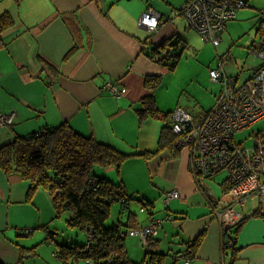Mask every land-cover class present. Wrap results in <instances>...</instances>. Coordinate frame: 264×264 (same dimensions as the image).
<instances>
[{"label": "crops", "instance_id": "crops-1", "mask_svg": "<svg viewBox=\"0 0 264 264\" xmlns=\"http://www.w3.org/2000/svg\"><path fill=\"white\" fill-rule=\"evenodd\" d=\"M128 1L0 0V14L8 11L14 20L13 27L3 35L5 45L0 49V113L14 115L10 127L0 128V146L12 142L16 135L66 122L84 136L110 144L125 154L156 149H149L151 145L145 138L149 129L145 130L144 126L153 118L162 122L157 147L162 127L170 123L168 115L173 105L161 113L155 105L156 90L152 95L145 80L169 72L150 61L142 51L174 36L190 49L197 34L179 16L177 7L181 0H136L135 4ZM243 1L245 6L237 12V17L225 24L221 45L225 41L231 45L239 43L237 40L245 34L241 27L251 14H254L251 25L255 33L264 23L260 14L264 0ZM147 9L160 16L154 32L138 26L140 15ZM263 41L264 35H260L259 41L249 46L257 49ZM190 50L195 57L193 49ZM224 54L219 56L223 64L220 58L217 64L226 69L230 62ZM244 67H248V77L242 81L254 72L244 61L235 65L242 72ZM202 71V78L206 77L204 67ZM235 73L228 74L240 80ZM108 81L124 87L126 94L116 98L103 92L101 88ZM187 82L191 83L192 78ZM210 82L214 89L204 90L209 108L203 103L202 111H197L202 118L210 112L219 93V84L211 79ZM145 97H153L156 114L143 113ZM151 158L146 161L140 156L128 157L117 167L104 170L106 178L120 182L128 195L142 198L148 204L140 212L144 215L140 222L141 217L129 210V202L127 219L119 222L123 229L143 227L150 218L163 221L147 251L137 238L125 237L129 260L174 264V255H188L189 243L199 237L191 264H264V216L257 212V199H254L257 206L248 203L245 207H227L230 198L225 180L215 179L207 187L206 180L214 177L193 174L190 155L185 149L176 150L175 154L162 151ZM145 180L150 185L141 188L138 183ZM18 184H22L18 174H6L0 168V264L71 263L72 260L64 263L58 258L59 250L52 253L55 259L48 258L47 253H36L47 242L39 236L33 242L31 192L20 186L17 191ZM170 191H175L178 198L164 203L163 197ZM155 204L163 207L162 217L155 215L159 210L153 212L154 208L159 209ZM128 221L129 228L124 226ZM26 259L34 261L27 263Z\"/></svg>", "mask_w": 264, "mask_h": 264}, {"label": "trees", "instance_id": "trees-1", "mask_svg": "<svg viewBox=\"0 0 264 264\" xmlns=\"http://www.w3.org/2000/svg\"><path fill=\"white\" fill-rule=\"evenodd\" d=\"M261 17L264 18L262 15ZM13 25L14 20L8 11L0 14V49L5 45L4 33ZM187 28L196 33L188 25ZM180 42V38L174 36L142 52L150 61L172 73L188 48ZM145 83L153 95L159 84V76H149ZM142 104L143 113H157L153 97H145ZM176 150L175 136L172 135L168 122L162 127L156 149L132 154L122 153L110 144L84 136L70 124L62 122L59 125H45L27 135H16L12 142L0 146V168L6 174L13 172L22 180L28 181L29 190L44 186L52 206L65 215L67 226L77 228L84 234L86 242L83 246L58 245V258L64 260V263L72 260L66 264H143L145 261L129 260L124 248L126 233L140 227L134 226L126 230L119 222L110 227L105 222L114 202H120L121 207L126 209L135 198L140 212L148 204L142 198L128 195L120 182L116 183L105 177L104 170L120 165L128 157L140 156L148 161L162 151L175 154ZM95 167L97 175L93 173ZM129 223L130 221L124 226L131 227ZM27 232L28 230L26 234ZM199 241L198 237L189 243L187 254L190 257L194 256ZM144 249L147 251L148 247ZM149 254L148 251L146 255Z\"/></svg>", "mask_w": 264, "mask_h": 264}, {"label": "built area", "instance_id": "built-area-1", "mask_svg": "<svg viewBox=\"0 0 264 264\" xmlns=\"http://www.w3.org/2000/svg\"><path fill=\"white\" fill-rule=\"evenodd\" d=\"M244 5L243 0H186L179 15L202 41L216 47L224 25L234 20ZM260 14L264 16V10ZM159 23V14L151 9L145 10L138 20V26L149 32L156 31ZM250 54L260 64L244 81L229 75L220 57L222 64L209 70V78L219 84L221 92L205 117L194 122L180 107L171 111L168 117L176 149L189 152L192 173L209 177L225 172L230 198L227 207L257 199V212L264 216V131L254 136L250 148L240 146L233 138L236 132L264 119V41L257 50H250ZM101 90L116 98L126 94V89L113 81L106 82ZM13 116L12 113L0 114V128L10 127ZM176 198L178 194L170 191L164 195L163 202ZM219 215L216 216L220 219ZM162 223V220L152 218L146 226L129 230L126 236L137 238L146 248ZM172 261L174 264H191L192 257L176 254Z\"/></svg>", "mask_w": 264, "mask_h": 264}, {"label": "rangeland", "instance_id": "rangeland-1", "mask_svg": "<svg viewBox=\"0 0 264 264\" xmlns=\"http://www.w3.org/2000/svg\"><path fill=\"white\" fill-rule=\"evenodd\" d=\"M184 1L185 0L180 1L177 9L181 8V6L184 4ZM128 3L135 4L136 0H130L128 1ZM253 17L254 14H251L249 18L244 21L241 27V32H244L245 34H242L239 40H237L236 38V40L239 41L238 44L234 43L231 45L230 42L225 41L222 45L220 44L218 47H213L211 44L204 43L202 39L197 35L192 38L190 49H193L195 57L190 49H186L181 55L176 69L172 73L159 76V84L158 88L155 91L154 100L156 107L161 109V113L165 112L167 109L166 107H169V105H173L172 111L180 106V108H183L191 116L194 122L201 119V113H198L197 111L199 109L202 111L201 105L203 103L205 104L206 109L209 108L207 105L210 104L206 100L208 98V95H204V90L210 91L214 89L213 87H215V85L210 82L207 72H209L210 69L216 68L219 56L224 53H227L224 55H227L226 60L230 62L229 66L225 69L226 72H237L240 76L241 81L242 79L248 77V67H244L242 72L239 68H235V65L241 64V62L244 61L245 66H249L250 70L252 71V68H256L260 64L259 60L254 55L249 54V50H257L258 48L252 49L249 45H254L253 42H258L260 39V35H264V23L259 27L260 30L255 33L254 27L251 25V18L252 21L255 20ZM237 19L239 20L240 18L238 17ZM202 67H204L207 74L206 77L203 78ZM195 75L198 76V79L195 78ZM190 78H192L191 83L194 82V84L192 85H190L191 83L187 82ZM200 79L203 82H198V80ZM220 92L221 91L219 88V93ZM161 124L162 122L160 120L153 118L144 126L145 130L149 129V132L145 137L147 139V142H149V145H151L149 146V149L156 148ZM263 131L264 119L250 125L244 130L236 132L233 138L235 142L240 146L250 148L253 146L254 136ZM96 170L97 167L93 169V173L97 175ZM212 176L214 178L206 180L207 187L213 184L215 179H218L221 182L226 179L225 172H218ZM28 185L29 182L23 179L22 184L17 185V191L19 190L20 186L21 188H24V191L28 190V192H31V198L33 200V203H30L33 209V213H31V233L33 242L37 241L36 237L39 236L43 239H46V242L49 243H46L36 253H47L48 258L51 257L55 259L54 257H52V253L54 252V250L58 251V245L75 244L77 246H83L86 242L84 234L77 228H70L67 226V224L65 223V215L61 212H58L52 206L47 189L44 186H39L35 190H29ZM138 185L141 188H147V185H150V183L149 181L145 180L140 181ZM137 203L138 202L135 198L130 201L129 210H133L137 214V216L141 217L140 222H142L144 219V215H141ZM248 203H251V206H254L256 203L257 206L258 201L248 200L246 203H243V206H240L242 204L238 206L245 207L246 205H248ZM155 207L159 208L153 209V212L159 210V213L155 215L158 217H162L165 212L163 211V207L161 206V204H155ZM126 209L121 207L120 202L112 203V205L110 206L108 217L106 218L105 225L107 227H110L111 225L118 222L124 223L128 216V211H126ZM128 238L130 237L127 236L126 239ZM35 259H42V257L35 256ZM26 261L27 263H32L34 260L26 259Z\"/></svg>", "mask_w": 264, "mask_h": 264}, {"label": "bare ground", "instance_id": "bare-ground-1", "mask_svg": "<svg viewBox=\"0 0 264 264\" xmlns=\"http://www.w3.org/2000/svg\"><path fill=\"white\" fill-rule=\"evenodd\" d=\"M244 4H245V2H244ZM245 6V5H244ZM1 114V113H0Z\"/></svg>", "mask_w": 264, "mask_h": 264}, {"label": "water", "instance_id": "water-1", "mask_svg": "<svg viewBox=\"0 0 264 264\" xmlns=\"http://www.w3.org/2000/svg\"><path fill=\"white\" fill-rule=\"evenodd\" d=\"M118 165H116V167H117Z\"/></svg>", "mask_w": 264, "mask_h": 264}]
</instances>
